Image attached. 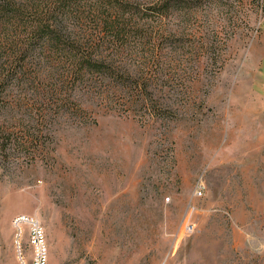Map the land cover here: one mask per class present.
Returning <instances> with one entry per match:
<instances>
[{"label":"rangeland","instance_id":"rangeland-1","mask_svg":"<svg viewBox=\"0 0 264 264\" xmlns=\"http://www.w3.org/2000/svg\"><path fill=\"white\" fill-rule=\"evenodd\" d=\"M146 20L131 61L144 95L71 100L35 142L11 128L0 264L32 255L19 215L43 229L47 264H264V0Z\"/></svg>","mask_w":264,"mask_h":264},{"label":"trees","instance_id":"trees-1","mask_svg":"<svg viewBox=\"0 0 264 264\" xmlns=\"http://www.w3.org/2000/svg\"><path fill=\"white\" fill-rule=\"evenodd\" d=\"M139 2L0 0V148L12 127L35 142L42 126L79 111L67 110L71 100L81 106L94 91L146 93V75L131 62L151 40L146 19L177 12L184 0H155L144 11Z\"/></svg>","mask_w":264,"mask_h":264},{"label":"built area","instance_id":"built-area-1","mask_svg":"<svg viewBox=\"0 0 264 264\" xmlns=\"http://www.w3.org/2000/svg\"><path fill=\"white\" fill-rule=\"evenodd\" d=\"M13 225L17 231V237L21 235L23 229L29 231V246H31L33 250L32 255L31 253L28 255L26 252L23 253V251L20 250V246H18V258L21 264H47L48 254L44 231L38 222L32 217L19 215L13 220ZM192 230L193 227L189 226L188 231L191 232ZM24 254L26 257L29 256L28 259L24 258ZM30 256H32V258Z\"/></svg>","mask_w":264,"mask_h":264}]
</instances>
